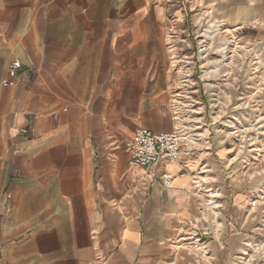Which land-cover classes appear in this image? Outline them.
Returning a JSON list of instances; mask_svg holds the SVG:
<instances>
[{"label": "crops", "instance_id": "obj_1", "mask_svg": "<svg viewBox=\"0 0 264 264\" xmlns=\"http://www.w3.org/2000/svg\"><path fill=\"white\" fill-rule=\"evenodd\" d=\"M189 2L233 28L264 74V0H0V264H237L260 236L264 176L253 160L243 177L245 138L215 129L204 153L130 164L138 130H175ZM231 65L205 86V120L257 88L264 108V81Z\"/></svg>", "mask_w": 264, "mask_h": 264}, {"label": "rangeland", "instance_id": "obj_2", "mask_svg": "<svg viewBox=\"0 0 264 264\" xmlns=\"http://www.w3.org/2000/svg\"><path fill=\"white\" fill-rule=\"evenodd\" d=\"M189 6V15L185 21L183 37L193 40L194 45L189 51L174 55L177 86L173 108L180 106L181 109L186 110V103L185 101L180 103V98L184 95V91H192V89L195 92L191 96L199 101V106H205L203 103L207 104L209 102L208 97L206 98L205 86L213 88V86L221 85L226 79L223 77L224 74L234 63L240 66L243 64L248 65L250 69L248 73H253L252 78L255 79V83L259 82L260 79L264 81L258 55L246 47L244 42L237 36L236 31L221 22L216 13H209L210 10L203 11L200 6L194 9L191 2H189ZM206 13H209V15ZM261 91L262 89L257 88L250 98H245L248 99L246 103L243 100V103L241 102L240 106L238 104L234 108L235 110L233 109L232 114L226 117L223 112L221 113L218 105L215 109L209 107L210 113H212L210 117L209 111L207 112L209 120L203 119V123H206L207 126L211 125L209 136L216 129L226 134V139L233 137L231 139L237 140L232 136L233 131L242 127L247 129L248 134L240 144L242 145V151L239 152L241 159L244 157L247 161V164H244L245 176H243L247 179H252L251 175L254 174V172L248 173L250 164L256 163L253 160H257L259 175L264 176V124L262 123L264 119H261L264 117V108L261 104ZM202 111L205 113L206 108ZM254 112L256 114L251 117V113L254 114ZM260 115L262 117L258 118ZM255 128L260 132H257ZM253 135H255V139L252 138ZM251 160L252 162H250ZM215 193L217 194V192ZM253 197L259 200L258 205L262 210V219L259 226L261 234L256 239L252 238V241L248 242L245 252L241 255V262L238 259L237 264H264V252L261 251L264 247V179L260 189L253 194ZM257 244L259 245L258 248Z\"/></svg>", "mask_w": 264, "mask_h": 264}, {"label": "built area", "instance_id": "obj_3", "mask_svg": "<svg viewBox=\"0 0 264 264\" xmlns=\"http://www.w3.org/2000/svg\"><path fill=\"white\" fill-rule=\"evenodd\" d=\"M10 67L11 69H18L21 67V63L16 61L12 63ZM227 75L228 71L223 77L225 78ZM194 92V89H192V91H184V95L180 98V103L185 101L186 110L183 108L182 110L180 106L174 108L176 110H174L176 127L173 132L156 134L148 129H140L136 132L134 139L128 146L130 164L150 169L156 167L160 163L176 162L184 152L187 155H194L212 149L209 136L211 125L207 126L206 123H203L204 113L201 110L202 107L199 106V101L191 96ZM256 131L260 132L258 130ZM247 134V129L242 127L235 129L232 136L237 139H242L245 138ZM252 138L255 139V135H253ZM161 179L167 188L171 187L173 178L168 172H163ZM254 200L258 205L259 200ZM202 243L201 241V244ZM258 247L259 245L257 248ZM262 248L263 250L261 251L264 252V247ZM204 249L203 246L199 247V250ZM257 250L259 251V249Z\"/></svg>", "mask_w": 264, "mask_h": 264}, {"label": "bare ground", "instance_id": "obj_4", "mask_svg": "<svg viewBox=\"0 0 264 264\" xmlns=\"http://www.w3.org/2000/svg\"><path fill=\"white\" fill-rule=\"evenodd\" d=\"M212 16V15H211ZM214 16V15H213ZM209 18V17H208ZM217 21V20H216ZM217 24H220V23H217ZM223 26V25H222ZM216 27V26H215ZM211 29H213V28H211ZM221 29V28H220ZM219 29V30H220ZM212 32V31H211ZM217 32V31H216ZM220 33V32H219ZM215 34V33H214ZM212 35V34H211ZM210 36V35H209ZM212 36H214V35H212ZM212 38V37H211ZM224 48V47H223Z\"/></svg>", "mask_w": 264, "mask_h": 264}]
</instances>
